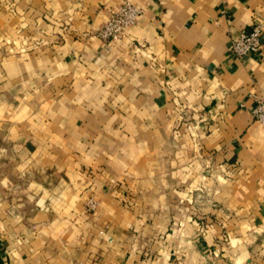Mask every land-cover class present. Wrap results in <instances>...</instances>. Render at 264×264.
<instances>
[{"label": "crops", "instance_id": "crops-1", "mask_svg": "<svg viewBox=\"0 0 264 264\" xmlns=\"http://www.w3.org/2000/svg\"><path fill=\"white\" fill-rule=\"evenodd\" d=\"M122 1L0 0V264H264V0Z\"/></svg>", "mask_w": 264, "mask_h": 264}, {"label": "built area", "instance_id": "built-area-1", "mask_svg": "<svg viewBox=\"0 0 264 264\" xmlns=\"http://www.w3.org/2000/svg\"><path fill=\"white\" fill-rule=\"evenodd\" d=\"M141 10L128 0L122 1L112 12L110 18L94 30V34L103 41H115L137 22ZM264 50V26L255 24L247 33L233 38L228 45V53L238 59L253 52ZM252 114L256 121L264 124V97H255ZM90 206L93 203L90 202Z\"/></svg>", "mask_w": 264, "mask_h": 264}]
</instances>
